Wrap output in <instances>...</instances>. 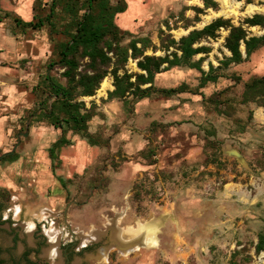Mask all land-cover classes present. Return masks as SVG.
<instances>
[{"label": "rangeland", "instance_id": "1", "mask_svg": "<svg viewBox=\"0 0 264 264\" xmlns=\"http://www.w3.org/2000/svg\"><path fill=\"white\" fill-rule=\"evenodd\" d=\"M216 1L219 5L215 10L206 8L202 0H124L127 9L117 15L116 22L135 37L151 38L157 50L148 48L146 54L165 55L175 49H161V28L179 40L218 17L239 25L246 17L264 13V0H227L228 7L237 11L228 15L221 12L223 2ZM250 6L257 8L251 11ZM195 7L202 12L197 14ZM56 29L60 31V22ZM249 30L254 35L264 33L257 26ZM228 33L229 29L221 28L216 38H204L195 44L209 47L208 52L193 58H202L205 71L211 64L216 68L231 54L225 47ZM54 36L60 42V33ZM125 69L141 72L132 58ZM57 72L65 84L63 68L56 66ZM123 72L121 69L120 74ZM216 73V81L200 87V70L175 66L158 74L155 86L163 89L186 83L190 91L167 95L157 90L141 99H108V92L115 88L114 78L108 74L104 79L110 81L112 88L101 94L100 84L95 95L79 97L88 108L95 102V114L86 132L74 136H90L99 147L89 145L85 155V147L78 145L74 156H69L72 152L66 154L70 150L66 149L60 162L52 160L53 167L64 169L60 176L53 167V173H48L51 179L57 175L58 182L54 178L53 183L64 190L60 218L56 221L62 232L60 264H79L82 258L81 264H94L89 250L80 252L78 247L89 240L90 221L103 224L105 216L114 214L112 205L127 208L129 217L142 221L170 220L166 226L160 225L164 230H160L164 249L169 242L168 232L170 237L176 233L175 259L169 264H205L207 259L209 264H264V250H256L259 236L264 234V106L242 101L245 82L264 75V47L248 61L231 64ZM230 147L242 153L245 163L226 152ZM236 182L244 184L243 197L233 188ZM111 184L115 186L112 194ZM256 197L262 199L258 203L260 210H251L258 217L254 221L251 215H242L245 211L237 205L241 201L249 204ZM13 227L19 235L17 243L13 241ZM13 227L8 223L0 227V258L5 260L0 264H15L14 260L27 264L20 260L24 249L29 248L36 250L30 254L34 261L41 259L50 264L44 254L50 247L46 249L48 243L42 234L36 231L35 244L28 235L30 226ZM145 228L155 232L153 225ZM57 236L59 239L60 234ZM111 259L117 261L116 252ZM100 262L97 264H103Z\"/></svg>", "mask_w": 264, "mask_h": 264}, {"label": "crops", "instance_id": "2", "mask_svg": "<svg viewBox=\"0 0 264 264\" xmlns=\"http://www.w3.org/2000/svg\"><path fill=\"white\" fill-rule=\"evenodd\" d=\"M51 4L52 0H0V205H4L0 211V227L7 223L12 227L22 224L30 226L28 235L33 243L38 242H35L38 230V234L41 233L48 243L46 249L53 247V237H56L57 256L50 254L49 249H45L44 254L50 264L58 259L56 263L60 264L62 232L56 221L60 218V201L63 200L64 190L56 185L57 175H53V179L57 180L53 183L48 173L54 171L60 176V171L64 169L53 167L52 160L60 162V156L66 149H70L66 154L72 152L69 156H74V149L77 150L78 145L85 147V155L89 153V145H99L91 144L86 138L75 137L81 132L70 130L66 135L72 143L60 148L62 130L50 117L51 105L57 96L46 100L50 93L49 78L60 84V72L55 73V67L60 68V42L47 24L40 28L28 25L39 16L47 15ZM241 49L245 54L243 46ZM55 113L58 115L60 110L55 109ZM8 154L12 156L2 158ZM114 188L113 184L109 186L111 194ZM233 188L243 197L245 191L242 182H236ZM261 199L253 198L249 204H242L245 202L241 201L237 206L244 209L242 215L249 214L257 221L258 217L251 210H260L258 203ZM111 208L114 214L105 216L103 224L90 221L89 240L78 247V251L89 250V259L95 261L94 264L99 261L103 264L173 263L176 233L172 237L171 232L168 235L163 233L169 240L166 249L160 239V225L166 226L170 223L169 219L150 218L142 221L129 217L127 208L119 209L116 205ZM150 225L154 226L155 232L146 230L145 226ZM12 230L13 241L17 243V228L13 227ZM93 248H96L95 251H91ZM32 252L36 250L24 249L21 253L23 260L20 261L27 264L46 262L41 259L34 261L30 256ZM114 252L118 259L112 262ZM180 255L183 256V253ZM0 260V263L5 262L2 258ZM83 261L82 258L79 264ZM13 262L20 264L17 260ZM205 264H209L208 259Z\"/></svg>", "mask_w": 264, "mask_h": 264}, {"label": "trees", "instance_id": "3", "mask_svg": "<svg viewBox=\"0 0 264 264\" xmlns=\"http://www.w3.org/2000/svg\"><path fill=\"white\" fill-rule=\"evenodd\" d=\"M123 1L117 0L113 3L112 0H52L47 15H41L36 21L28 23L33 28L47 24L51 32L60 33L62 36L59 43L60 67L63 68L61 75L66 79V83L60 80L59 84L49 78L50 93L46 99L53 95L57 96L51 105L50 117H53L55 125L62 130L60 148L72 143V140L67 138L68 131L86 132L88 122L95 114L93 111L95 102H92L91 107L88 108L85 101L79 100V97L95 95L108 74L113 76L115 87L108 92V99L127 96L141 99L149 97L157 90L173 95L190 91V87L182 83L177 87L158 89L155 86L158 74L175 66L188 65L201 71V87L209 81H216L219 77L216 72L219 69L248 61L256 51L264 47V33L254 35L249 30L250 27L257 26L264 31V13H255L246 17L239 25L233 24L230 19L218 17L202 29L191 30L179 40L171 34H166L161 28V49L169 51L173 47L175 50L165 55L146 54L148 48L157 50L151 38L135 37L128 30H122L116 22L117 15L127 9V4ZM202 1L206 8L218 9L219 4L216 0ZM194 9L197 14L202 12L201 8ZM58 22H60V31H56ZM167 26L169 27L168 22ZM221 28L229 29L225 47L231 54L225 56L216 68L211 64L209 71H205L202 68V58L199 60L193 58L198 53L208 52L209 47L204 45L196 47L195 44L204 38H216ZM129 36H131L130 40L123 44ZM242 44L245 45V54L241 49ZM129 58L136 60L141 72L133 73L125 69ZM121 69L124 70L122 74H120ZM147 84H149L147 87H142ZM242 101L264 106V75L254 76L245 82ZM57 108L60 110L58 115L55 113ZM87 138L93 144L91 137ZM11 156L8 154L2 158ZM3 206L0 205L1 212ZM256 250L258 252L264 250V234L259 236ZM36 264L45 263L37 261Z\"/></svg>", "mask_w": 264, "mask_h": 264}, {"label": "bare ground", "instance_id": "4", "mask_svg": "<svg viewBox=\"0 0 264 264\" xmlns=\"http://www.w3.org/2000/svg\"><path fill=\"white\" fill-rule=\"evenodd\" d=\"M221 1L223 2V9L221 11L222 13L228 15V14L236 13L237 12L234 8L231 9V8L228 7L227 0H221ZM256 8L257 7H255V6H250L251 11H254ZM109 87H111L109 81L107 79H104L102 81V83H101V88L99 89V92L101 94H104V91L107 90V88H109ZM53 242H54V245H53V247L51 249H49V252H50V254H56V256H57V253L58 252H57V246H56L57 245V239H56V237L55 238L53 237Z\"/></svg>", "mask_w": 264, "mask_h": 264}, {"label": "water", "instance_id": "5", "mask_svg": "<svg viewBox=\"0 0 264 264\" xmlns=\"http://www.w3.org/2000/svg\"><path fill=\"white\" fill-rule=\"evenodd\" d=\"M242 46L244 47V50H245V45L243 44ZM226 152L230 155L235 156L240 162L245 163L244 156L242 155V153L239 150H237L233 147H230V148L226 149Z\"/></svg>", "mask_w": 264, "mask_h": 264}, {"label": "built area", "instance_id": "6", "mask_svg": "<svg viewBox=\"0 0 264 264\" xmlns=\"http://www.w3.org/2000/svg\"><path fill=\"white\" fill-rule=\"evenodd\" d=\"M262 255H264V253H262L261 256H262ZM261 256H260V258H261ZM260 261H261V260H260ZM188 264H198V263H196V262H190V263H188Z\"/></svg>", "mask_w": 264, "mask_h": 264}, {"label": "flooded vegetation", "instance_id": "7", "mask_svg": "<svg viewBox=\"0 0 264 264\" xmlns=\"http://www.w3.org/2000/svg\"><path fill=\"white\" fill-rule=\"evenodd\" d=\"M63 246V245H62ZM68 259V258H67ZM69 260V259H68Z\"/></svg>", "mask_w": 264, "mask_h": 264}]
</instances>
